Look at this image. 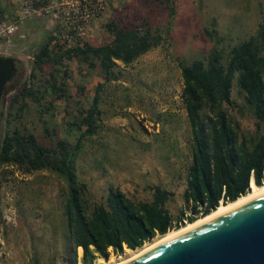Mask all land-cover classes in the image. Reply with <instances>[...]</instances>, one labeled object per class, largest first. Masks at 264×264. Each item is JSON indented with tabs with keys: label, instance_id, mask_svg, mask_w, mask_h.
<instances>
[{
	"label": "rangeland",
	"instance_id": "rangeland-1",
	"mask_svg": "<svg viewBox=\"0 0 264 264\" xmlns=\"http://www.w3.org/2000/svg\"><path fill=\"white\" fill-rule=\"evenodd\" d=\"M28 2L37 6V0H0L4 9L0 21L16 26L11 34L0 36V54L15 56L20 65L19 74L11 78L2 97L0 137L3 130L16 127L20 132L32 133L44 146H52L57 139L73 143L78 133L76 107L89 105L102 75L98 67L63 58L55 80H63L69 102L54 96L45 82L52 67L44 63L38 69L33 65V55L48 37L51 50H62L74 47L78 36L65 29L61 16L57 13L55 18L51 10H41L39 15L17 22L19 7ZM104 2V9L80 31L82 43H107L111 36L104 24L115 16L136 22L146 18L163 40L131 64L115 62L111 67L112 77L100 91L97 131L82 143L76 158L77 178L85 183L91 204L103 203L110 188L119 189L134 202L147 201L150 188L158 185L170 194L164 206L172 220L176 221L182 210L185 225L189 211L183 206L181 192L190 153L179 64L204 59L213 51L224 62L229 48L254 34L263 22L264 0H170L172 15L157 0ZM212 30L209 37L206 31ZM24 81L38 102L26 98L22 110L16 108L19 103L9 110L10 97ZM230 100L231 104H224L225 109L241 129L254 135V119L235 81ZM8 111L12 113L9 116ZM65 200L63 181L49 170L24 174L16 166L2 165L0 264H68ZM77 253L80 256V249ZM111 255L115 254L109 250ZM95 259L104 260L95 256L90 264Z\"/></svg>",
	"mask_w": 264,
	"mask_h": 264
},
{
	"label": "trees",
	"instance_id": "trees-1",
	"mask_svg": "<svg viewBox=\"0 0 264 264\" xmlns=\"http://www.w3.org/2000/svg\"><path fill=\"white\" fill-rule=\"evenodd\" d=\"M157 2L163 4L169 15L173 14L170 0ZM3 13L0 5V20ZM104 28L111 36L107 43L97 46L83 43L51 50V37H48L33 55V65L38 69L44 63L52 67L45 79L46 86L67 103L70 95L66 93L63 80H55L57 66L63 58H74L87 67H98L101 72L102 81L95 85L89 105L76 107L75 141L57 139L52 146H44L32 133L20 132L16 127L3 130L0 137V167L16 166L24 174L47 169L63 181L66 193L63 213L70 249L68 264H77V261L90 264L95 256L105 260L109 250L118 255L123 247L134 249L182 224L183 211L180 210L176 221L172 220L164 206L170 194L158 185L150 188L151 197L147 201L134 202L119 189L110 188L103 203L91 204L86 198L85 183L77 178L76 158L82 143L97 131L100 91L112 77L111 67L115 62L131 64L163 40L146 18L136 22L115 16ZM206 33L212 37L214 31ZM61 73L62 77L66 76L64 69ZM179 75L190 153L181 199L189 211L186 220L194 221L215 210L220 203L244 195L251 181L255 185L264 181V19L254 34L229 48L224 62L220 54L213 51L204 59L179 64ZM30 76L33 77V73ZM232 81L254 119V135L241 129L224 107L231 104ZM82 89L79 87L80 91ZM26 98L38 102V97L24 81L10 97L9 110L16 103H19L18 111L22 110Z\"/></svg>",
	"mask_w": 264,
	"mask_h": 264
},
{
	"label": "water",
	"instance_id": "water-1",
	"mask_svg": "<svg viewBox=\"0 0 264 264\" xmlns=\"http://www.w3.org/2000/svg\"><path fill=\"white\" fill-rule=\"evenodd\" d=\"M16 59L0 54V100ZM123 264H264V191Z\"/></svg>",
	"mask_w": 264,
	"mask_h": 264
},
{
	"label": "built area",
	"instance_id": "built-area-1",
	"mask_svg": "<svg viewBox=\"0 0 264 264\" xmlns=\"http://www.w3.org/2000/svg\"><path fill=\"white\" fill-rule=\"evenodd\" d=\"M104 6V0H37L36 7L30 2L22 3L17 22L29 15H39L41 10L45 12L51 10L55 18H58L57 13L61 16L60 22L65 29L78 36L74 40L75 46H82L80 31L87 27L91 18L100 13ZM15 28L13 23L5 24L0 21V36L11 34Z\"/></svg>",
	"mask_w": 264,
	"mask_h": 264
},
{
	"label": "bare ground",
	"instance_id": "bare-ground-1",
	"mask_svg": "<svg viewBox=\"0 0 264 264\" xmlns=\"http://www.w3.org/2000/svg\"><path fill=\"white\" fill-rule=\"evenodd\" d=\"M263 191H264V181L260 185H255L253 183V181H251L249 190L244 195L237 197L234 201H229L227 203H220L216 207V209L213 210L212 212H210L204 216H201L199 218H196L194 221H189L188 223L180 226L179 228L170 229L169 231H167L164 234L156 235L155 237H153L149 241H146L145 243H143L139 247H136L134 249L125 248L123 250V252L118 254V255H111L105 260H100V259L96 260L95 259V262L94 263L92 262V263L93 264H123V263H126V262L134 259L135 257L141 255L142 253L148 251L152 247L156 246L157 244H159L164 239H166L170 236L176 235L178 233H181L187 229H190L191 227L203 222L204 220L208 219L209 217L213 216L214 214L218 213L219 211H221L227 207H230L236 203H239V202H241V201H243V200H245V199H247L253 195L261 193Z\"/></svg>",
	"mask_w": 264,
	"mask_h": 264
},
{
	"label": "flooded vegetation",
	"instance_id": "flooded-vegetation-1",
	"mask_svg": "<svg viewBox=\"0 0 264 264\" xmlns=\"http://www.w3.org/2000/svg\"><path fill=\"white\" fill-rule=\"evenodd\" d=\"M10 72H11V76H10L9 80L6 82L5 88H7L11 78L15 77L20 72V65H19V61L17 59L14 61L13 65L10 67ZM1 101H2V99L0 100V104H1Z\"/></svg>",
	"mask_w": 264,
	"mask_h": 264
}]
</instances>
